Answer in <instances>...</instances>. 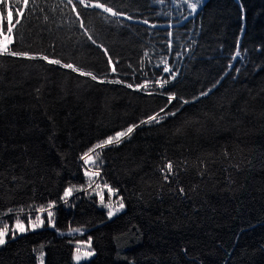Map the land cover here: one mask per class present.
Listing matches in <instances>:
<instances>
[{
  "label": "trees",
  "instance_id": "obj_1",
  "mask_svg": "<svg viewBox=\"0 0 264 264\" xmlns=\"http://www.w3.org/2000/svg\"><path fill=\"white\" fill-rule=\"evenodd\" d=\"M107 2L131 19L117 23L99 9L79 10L118 61L117 73L67 0H30L11 47L54 53L106 80H151L152 95L43 60L0 57V216L56 201L55 227L9 235L0 264H39L41 245L43 264H74L73 242L89 237L95 255L80 264H264V0H207L187 20L183 0ZM169 31V63L180 74L163 91L192 100L218 86L183 107L173 101L168 110L179 107L176 116L138 127L100 153L101 181L119 189L122 212L110 220L96 197L82 192L65 205L64 188L86 184L83 152L165 107L154 83L162 68L154 64L168 51ZM238 41L241 57L232 61ZM186 47L191 51L176 59ZM167 161L176 170L172 183L159 171ZM70 228L82 234L70 236Z\"/></svg>",
  "mask_w": 264,
  "mask_h": 264
},
{
  "label": "snow or ice",
  "instance_id": "obj_2",
  "mask_svg": "<svg viewBox=\"0 0 264 264\" xmlns=\"http://www.w3.org/2000/svg\"><path fill=\"white\" fill-rule=\"evenodd\" d=\"M29 2L30 0H12V3H9V0H0V57L8 56V57L24 58L28 60H36V59L43 60L49 65H58L60 68L69 69L72 72H75L82 77H89L92 80L98 81L100 83H115V84L123 83L125 84L126 87L132 88L136 91H141V90L147 91L149 84L153 83V81L151 80H144L139 84L126 83L121 79L106 80L102 77H98L96 74L92 73L91 71H86L79 66H75L72 62L62 61L59 57L55 56L54 53L33 54L26 51L14 50L11 47V45H13L15 42L14 28L16 27V25H19L21 23V18L24 17L25 10ZM160 2L164 3L166 2V0H160ZM183 3L187 5L188 9H190L188 15L184 16V19L187 20L189 16H194L198 14V9L202 11L204 4L207 3V0H183ZM67 5L71 6V11L75 13L76 20L80 21V27L85 30L84 34L87 36V39L91 41L92 44L96 45L98 48H101L103 50L104 55L108 59V64L112 65L111 72L117 73V68L115 64H117L118 61L114 63L113 58L109 54L108 49L103 45L98 44L96 39L93 38V35L85 27L84 21L82 19V13L79 9L81 6L84 9H90V8L99 9L101 10V13H106L108 14V16L116 18L114 22L117 23L120 22L121 17H123V19L125 20L131 19V17L124 15L118 9H114L112 6L108 4L107 0H67ZM5 11H6V20H5ZM107 18L108 17H105V19ZM44 19L47 20L48 17L45 16ZM141 22L144 24L149 23L148 20H143ZM5 23H6V28H5ZM150 26L152 28L159 27L156 24H151ZM165 27L172 28L174 26L169 24L166 25ZM167 35H168V39L166 40L165 43L168 51L166 53H161L154 64V67L162 68V74L155 79L154 83L155 86L161 90L160 94L165 95L167 97L165 107H162L156 113L149 115L144 119H141L138 123L131 124L127 126L125 129L117 131L113 135H110L96 142L87 151L83 152L80 156V159L84 161L85 165L90 166V167H86L84 170V176L87 178V184L80 186L69 184L68 187L64 188L60 200L63 201L65 205H68L70 203V198L72 197L74 192L77 191L87 192L89 189L95 188L97 190L95 194L99 197L100 206L104 207L107 210L108 219L111 220L118 213L122 212L126 207L124 203V197L119 196L115 202H113L112 200V197L117 195L119 189L110 186L107 183V181H103L101 183L96 180V178L100 177L101 175V169L97 163V161L100 158V153L107 147L110 146L119 147L126 139L130 140L132 134L135 132V130L138 127L160 124L164 119H167V117L176 116L177 112L179 111V107L176 108L175 110H168V106L171 105L173 101H179V106L183 107V105L194 103L195 100L208 96L210 93L213 92V89L218 86L219 80L216 81V83L213 84L212 87L201 91L199 95L192 98V100L178 96L175 91L170 90L168 92H164L163 89H165V87L171 82L176 81L178 75L180 74L179 70L178 69L174 70L173 66L169 63V58L173 56L172 53L173 40L171 39L173 33L169 31ZM238 45H239V41L237 42V50L235 51V54L231 57L232 61H235L238 57H241V51L239 50ZM190 51H191L190 47H186L184 52L177 51L175 53V58L181 60L184 58L186 53ZM143 55L145 58L151 59V57L149 56V52L145 51ZM155 55L156 54L153 53V56ZM141 68H143V61H141ZM228 70L229 71L232 70L231 64H229ZM235 71L238 74L240 69L237 68ZM222 78L223 77H221V79ZM147 94L152 95L153 93L151 91H147ZM225 155L226 156L228 155L227 152L225 153ZM159 171L165 183H172V177L176 175V170L174 168L173 162L167 161L159 169ZM12 179L13 181H15L16 177L13 176ZM103 189H107L108 192L109 198L107 202H105L104 195L102 194ZM178 192L180 196L186 195L185 189L183 187H180L178 189ZM55 208H56V201H49L46 207L42 206L38 209V211L40 212H45V211L47 212V224L49 227H55V221H54ZM9 211H11V209H9ZM28 222L33 231L37 228L44 226V220L41 218L40 215H37L35 219H32L31 216H29ZM27 230L28 229L25 227L24 222L19 217H17L15 220L14 227L12 228L11 239H15L16 234L18 232L23 233ZM75 233H81V229L70 228L67 234L71 236ZM8 236H9L8 227L7 226L0 227V247L4 246L8 242L7 240ZM42 249H43V245H41V253H40L41 264H43ZM184 251L186 252L187 249H184ZM94 255H95V251L91 248V237H89L87 245H84L83 242L81 241L76 242V248L74 254V260L76 261V264H80L82 260H86Z\"/></svg>",
  "mask_w": 264,
  "mask_h": 264
},
{
  "label": "rangeland",
  "instance_id": "obj_3",
  "mask_svg": "<svg viewBox=\"0 0 264 264\" xmlns=\"http://www.w3.org/2000/svg\"><path fill=\"white\" fill-rule=\"evenodd\" d=\"M166 75V74H165ZM82 164H83V173H84V170L86 167H90L89 165H85L84 161H82ZM98 165H99V161H97ZM86 178V177H85ZM100 180V179H99ZM99 182L102 183V181L100 180ZM86 184H87V178H86ZM85 184V185H86ZM97 190L95 188H92V189H89L87 192H82V193H86L88 196H93V197H96V199L98 200L97 204L98 206H100V203H99V197L95 194ZM77 192H81V191H77ZM76 192H74L73 194H75ZM104 195V199H105V202L108 201V192H107V189H103V193ZM73 196V195H72ZM119 195H115L112 197V200L113 202H115L117 199H118ZM101 208H104L102 206H100ZM40 207H37L35 209H29V210H26V211H16V212H7L5 213L4 215L0 216V227H4V226H7L8 229H9V235L12 234V228L14 227V224H15V220L17 217H19L23 222H24V225L25 227L28 229L27 231H31V227L29 225V216H31L32 219H35V217L37 215H40L41 218L44 220V226L40 227V228H43V227H49L48 224H47V212H40L38 211ZM105 209V208H104ZM106 210V209H105ZM106 214H107V210H106ZM22 216H24L25 218H21ZM40 228H37V229H40ZM52 228V227H50ZM35 229V230H37ZM26 232V231H25ZM24 233V232H23ZM17 234H22V233H17ZM76 234V233H75ZM74 235V234H73ZM78 241H81L83 242L84 245H87L88 243V240H78ZM76 242L77 241H74L73 244H74V253H73V261H74V264H76V261L74 260V254H75V248H76ZM92 248V247H91ZM43 258H44V255H43ZM91 258V257H90ZM90 258L86 259V260H82V261H87L89 260ZM81 261V262H82ZM39 264H41V259H40V256H39Z\"/></svg>",
  "mask_w": 264,
  "mask_h": 264
},
{
  "label": "built area",
  "instance_id": "obj_4",
  "mask_svg": "<svg viewBox=\"0 0 264 264\" xmlns=\"http://www.w3.org/2000/svg\"><path fill=\"white\" fill-rule=\"evenodd\" d=\"M99 179L101 180V175H100V177H97V178H96L97 181H100Z\"/></svg>",
  "mask_w": 264,
  "mask_h": 264
}]
</instances>
